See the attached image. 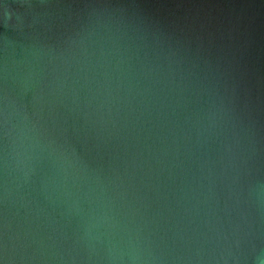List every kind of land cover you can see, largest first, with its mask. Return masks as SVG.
<instances>
[{
	"label": "water",
	"instance_id": "water-1",
	"mask_svg": "<svg viewBox=\"0 0 264 264\" xmlns=\"http://www.w3.org/2000/svg\"><path fill=\"white\" fill-rule=\"evenodd\" d=\"M0 264H264V0H0Z\"/></svg>",
	"mask_w": 264,
	"mask_h": 264
}]
</instances>
